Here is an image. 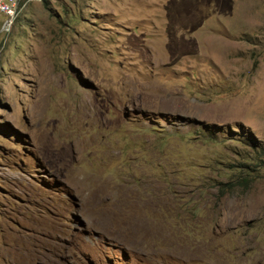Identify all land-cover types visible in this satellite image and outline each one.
<instances>
[{
	"label": "rangeland",
	"instance_id": "rangeland-1",
	"mask_svg": "<svg viewBox=\"0 0 264 264\" xmlns=\"http://www.w3.org/2000/svg\"><path fill=\"white\" fill-rule=\"evenodd\" d=\"M10 17L0 264H264V0Z\"/></svg>",
	"mask_w": 264,
	"mask_h": 264
},
{
	"label": "built area",
	"instance_id": "built-area-1",
	"mask_svg": "<svg viewBox=\"0 0 264 264\" xmlns=\"http://www.w3.org/2000/svg\"><path fill=\"white\" fill-rule=\"evenodd\" d=\"M15 0H0V14L6 18L5 25L8 24L11 12L14 8Z\"/></svg>",
	"mask_w": 264,
	"mask_h": 264
},
{
	"label": "bare ground",
	"instance_id": "bare-ground-1",
	"mask_svg": "<svg viewBox=\"0 0 264 264\" xmlns=\"http://www.w3.org/2000/svg\"><path fill=\"white\" fill-rule=\"evenodd\" d=\"M12 13H13V11L11 12V15H12ZM11 15H10V16H11ZM14 15H15V14H14ZM10 18H11V17H10ZM14 19H15V18H14ZM9 20H10V19H9ZM15 20H16V19H15ZM15 20H14V21H15ZM10 21H11V20H10ZM14 21H11V22L13 23ZM39 260H40V259H39ZM35 262H36V261H35Z\"/></svg>",
	"mask_w": 264,
	"mask_h": 264
}]
</instances>
